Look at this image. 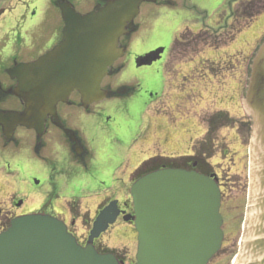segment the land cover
I'll list each match as a JSON object with an SVG mask.
<instances>
[{
	"label": "water",
	"instance_id": "1",
	"mask_svg": "<svg viewBox=\"0 0 264 264\" xmlns=\"http://www.w3.org/2000/svg\"><path fill=\"white\" fill-rule=\"evenodd\" d=\"M144 1L155 0H108L104 7L85 15L68 2H60L65 22L60 44L37 61L10 71L18 80L13 94L23 99L25 110L0 113V123L8 122L7 131L17 124L38 129L57 103L74 90L86 100L99 96L108 67L124 54L119 40L130 34V23ZM153 56L141 64L157 59ZM250 70L243 103L253 122L251 197L237 264H264V41ZM132 195L139 231L137 264H206L220 247V190L216 180L196 171L162 169L140 178ZM116 204L98 216L85 248L52 218L17 222L0 235V264H118L92 245L114 221ZM48 224V238H44ZM189 230L193 232L186 233ZM185 238L194 242V255H187L189 244L178 243Z\"/></svg>",
	"mask_w": 264,
	"mask_h": 264
},
{
	"label": "rangeland",
	"instance_id": "2",
	"mask_svg": "<svg viewBox=\"0 0 264 264\" xmlns=\"http://www.w3.org/2000/svg\"><path fill=\"white\" fill-rule=\"evenodd\" d=\"M73 3L77 11L81 13H87L91 11L94 7V0H69ZM180 2L187 3L185 9L183 10V16L186 18V28L192 32H200L206 27L213 29L219 28L220 26H226L224 18L230 16V6L234 0H177ZM142 13L140 20L151 18L154 15L161 13V9L164 8L162 5L156 3H144L142 5ZM61 17L60 9L53 3V0H0V81L7 82L9 78L6 74L8 68L14 65L15 62H29L36 60L41 55L45 54L47 51L52 49L59 41L62 33L63 22ZM191 25H195L193 28ZM147 27V24H145ZM149 29V28H147ZM151 40L149 43H145L146 35L143 36L140 33L134 38L129 54H142L148 53L149 49L154 45H159L155 47H165L166 51L162 58L157 62L149 66L151 72L158 70L159 64H163L165 60L170 56V43L171 37L165 36L163 31V24L153 27L151 29ZM163 32V34H162ZM264 32V12L251 21L243 30L236 36L233 42L221 48H206L203 51L193 55L190 59L179 62L176 64L172 74L167 76V79L161 77L165 88L163 94V102L168 103L169 101H181L179 96L176 94V90L182 89L184 91L183 95V105L188 104L189 100L194 104L195 113L200 114V101L202 97L198 95L199 93V82L197 80V75L188 77L187 79L181 81V76L179 73H184L189 68H195L197 64L207 63L212 64L214 62L226 60L228 57L240 58L248 57L253 48L260 38V35ZM260 42V41H259ZM259 42L257 43L259 45ZM154 48V49H155ZM148 51V52H147ZM127 55V58H128ZM248 60V65L251 58ZM242 75L240 76L241 82L239 84V91L243 89V75H244V64L242 65ZM248 69L246 71V76ZM218 95V92L216 93ZM238 98V96H237ZM216 103L220 107H229L232 112L234 109L237 111L241 110L238 105L234 108L232 104L234 99L228 100L224 97L216 96L211 97V105ZM193 100V101H192ZM141 106H137V108ZM0 108L5 109H21V104L15 98L10 99L7 103H0ZM193 110L184 109L183 116L193 117L195 116ZM243 114V113H242ZM113 116L112 113L108 114L106 117ZM245 118V117H244ZM233 120V119H231ZM224 121V120H221ZM225 122V121H224ZM201 123H196V128L193 127L189 129V124L186 122H181L179 125L173 124L174 130L163 132L160 139L148 140L143 149H134L133 154H129L123 161L121 165L118 176H127L133 169V167L149 153H162L167 154H181L187 155L192 151V142L200 138L201 132L199 130ZM202 129H205L204 125H201ZM240 126V125H239ZM203 131V130H202ZM238 131L244 136L245 132L242 126L239 127ZM220 134H227L230 132L220 131ZM237 130H234L231 135H226V139L221 140L219 138L218 144L220 148L227 147L228 144L234 145V140L231 137L236 136ZM19 135L22 137L23 141L19 150L13 151L7 150L5 157L0 161V168L2 169L4 176L0 180V207L5 209L8 205L5 203V199L8 195H12L18 191L24 197L33 200L36 196L29 190V183L33 184L32 176L34 169L37 167L47 166L45 161L37 160L28 163L25 167L19 169L13 156H16L18 152L23 154L25 148L31 146L32 132L24 127L18 129ZM170 133L172 135L168 136ZM197 137V138H195ZM251 135L249 133V127H247L246 133V147L241 148L237 144L234 146L240 148V153L246 155V160L242 164L236 163L235 167L231 163L227 164L221 162L217 164L220 159H210V163L214 166L215 171L218 172L219 177L224 183L225 187L223 191L225 192V204L229 210V214H226L229 222V229L227 230L228 242L225 243L224 248L219 252L223 258L227 257L230 259V264L232 257L238 253L239 250V240L241 237L242 229L241 223L245 215V207L247 204V197L249 193V173H248V163L249 157H247V146L251 142ZM228 144H226V142ZM193 152V151H192ZM231 162L234 161L232 160ZM223 163V164H222ZM129 164V165H127ZM230 166V167H229ZM121 172H124L121 175ZM44 183V180H43ZM36 187V186H35ZM20 194V195H21ZM65 201V200H64ZM118 224V225H117ZM75 231L80 234H88L89 228L86 226H75ZM127 229L117 222L112 228L106 233L105 242L114 249H121L124 247H130L129 238L126 236ZM85 242V241H84ZM135 242V241H134ZM103 241H99V244L109 247ZM134 244V243H133ZM135 251V247H133ZM218 254V255H219ZM225 261L223 264H226Z\"/></svg>",
	"mask_w": 264,
	"mask_h": 264
},
{
	"label": "flooded vegetation",
	"instance_id": "3",
	"mask_svg": "<svg viewBox=\"0 0 264 264\" xmlns=\"http://www.w3.org/2000/svg\"><path fill=\"white\" fill-rule=\"evenodd\" d=\"M15 85V80L10 84L0 81V103H7L13 98L9 92ZM102 88L109 91L108 98L85 104L81 95L75 92L66 102L58 105L56 113L46 119L40 132L30 130L31 146L25 148L23 154L18 152L12 158L19 169L26 168L35 159L45 161L47 166L35 168L32 175L35 179H31L33 184L28 185L36 200H26L18 189L8 195L5 203L8 206L5 209L0 207V230L13 217L29 210L58 215L71 229L77 225L78 218L81 223L91 225L94 216L80 215L83 211L80 201L88 197L96 198V215L114 198L131 195L132 183L152 167L161 165V156L155 157L156 164L153 165L146 161L145 156L133 167L128 177L118 176L125 158L133 154L134 149H143L147 136L145 132H140L141 138L131 142L136 123L140 122V116L135 115L132 109V100H118L120 94L112 92L107 83H102ZM138 100L141 101L140 98ZM18 110L0 108V111ZM110 113L113 116L107 118ZM138 113L142 114L141 111ZM19 128L8 132L4 125H0V161L7 150L13 151L15 155V151L20 149L23 139L18 133ZM3 176L0 168V180ZM61 196L71 199L58 203L56 200ZM119 208L121 212L116 223L124 225L127 231L128 226L134 229L132 220L127 219L128 214L134 213L130 200L120 202ZM87 211L89 206L86 207ZM222 213L227 236L231 224L226 216L229 214L227 205L222 206ZM117 256L124 264L135 263V257L128 249L118 252ZM221 258L220 254L216 262H220Z\"/></svg>",
	"mask_w": 264,
	"mask_h": 264
},
{
	"label": "crops",
	"instance_id": "4",
	"mask_svg": "<svg viewBox=\"0 0 264 264\" xmlns=\"http://www.w3.org/2000/svg\"><path fill=\"white\" fill-rule=\"evenodd\" d=\"M180 28H181V24L176 25L174 28V32H177ZM142 71L143 70H139V73H142ZM137 73L138 72L134 69V66L131 63L129 65L128 72L119 80L118 85L126 84V82H124L123 79L128 80V77H130V76L132 77V81L136 82L137 78L134 79V77ZM233 84H234L233 89H229L227 92H222L219 94L221 97H224L228 100L234 99V103L232 104L231 108H234L238 105L239 96H240V92H241V91H239V84L240 83L237 81H234ZM150 87H152V86H150ZM237 96H238V98H237ZM225 107H227V106H225ZM234 111L237 112V109H234ZM144 117L148 121V126L152 127V129L154 131H158L159 128H165L166 119H165V117H163L160 114H157L154 111V105H152L148 108V111L146 112Z\"/></svg>",
	"mask_w": 264,
	"mask_h": 264
},
{
	"label": "trees",
	"instance_id": "5",
	"mask_svg": "<svg viewBox=\"0 0 264 264\" xmlns=\"http://www.w3.org/2000/svg\"><path fill=\"white\" fill-rule=\"evenodd\" d=\"M249 8H251L252 12L251 15H257L259 14L263 9H264V0H252L248 6ZM241 10L238 11V13H240ZM244 12V10H243ZM242 12V14H243ZM222 42V39L219 38L218 35H215L212 39V43L214 45H218ZM216 118L217 119H222L225 121L226 124H231L232 120L229 118V116L225 113H218L216 114ZM224 123V124H225ZM211 134V132L209 133V135ZM208 135V136H209ZM202 150H206L209 151L210 153H212L213 149L211 146L210 141L206 144H202L201 146ZM194 163H196V168L202 170V171H206V168H209L208 164L206 163L205 159L202 158V156H197L195 158H191V157H183L180 161H176L174 163V161H172L171 163L168 162L169 166H181V167H186V168H193Z\"/></svg>",
	"mask_w": 264,
	"mask_h": 264
},
{
	"label": "bare ground",
	"instance_id": "6",
	"mask_svg": "<svg viewBox=\"0 0 264 264\" xmlns=\"http://www.w3.org/2000/svg\"><path fill=\"white\" fill-rule=\"evenodd\" d=\"M188 232H193V231H192V230L186 231V233H188ZM203 237H204V236H203ZM206 239H207V238H206ZM178 243H179V244L184 243V244H187V245L189 244V246H190V252H189L188 249H187V251H188V252H187V255H188V254H193L192 249L194 248V247H193L194 242H192V241H190V240L187 241V238H185V239H183L182 241H179ZM193 255H194V254H193ZM194 258H195V257H194ZM194 258H193V259H194Z\"/></svg>",
	"mask_w": 264,
	"mask_h": 264
}]
</instances>
